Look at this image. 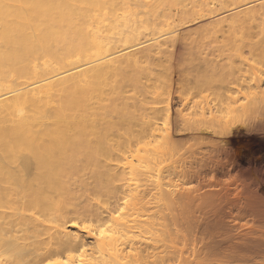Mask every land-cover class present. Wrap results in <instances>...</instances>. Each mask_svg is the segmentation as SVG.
Instances as JSON below:
<instances>
[{
  "label": "bare ground",
  "instance_id": "6f19581e",
  "mask_svg": "<svg viewBox=\"0 0 264 264\" xmlns=\"http://www.w3.org/2000/svg\"><path fill=\"white\" fill-rule=\"evenodd\" d=\"M257 1L0 0V264L55 258L66 264H264V241L256 243L255 236L234 243L223 238L203 257L193 255L197 238L177 234L185 217L172 211L192 199L177 197L182 186L175 193L174 186L165 189V176L185 184L191 176L177 166L162 173L165 155L176 149L173 132H197L222 139L213 145L219 157L210 156L204 166L229 173L258 154L256 170L230 180L264 182V152L234 135L237 121L264 112V1L228 17L231 27L248 30L251 38L247 34L243 44L255 63L232 51L226 63L228 44L226 54L223 42L207 40L213 23L169 35L194 19ZM142 39L153 40L142 54L116 55ZM176 41L184 48L208 45L212 53L190 58L201 59L209 75L187 80L179 74L189 85L177 94L179 110L173 113L165 87L172 81L168 63ZM243 44L234 46L236 52ZM147 60L160 69L140 72ZM215 77L226 84L195 101ZM148 82L162 91H150ZM148 185L157 191L152 197ZM151 203L164 208L154 210Z\"/></svg>",
  "mask_w": 264,
  "mask_h": 264
},
{
  "label": "rangeland",
  "instance_id": "374dc122",
  "mask_svg": "<svg viewBox=\"0 0 264 264\" xmlns=\"http://www.w3.org/2000/svg\"><path fill=\"white\" fill-rule=\"evenodd\" d=\"M262 1H264V0H262ZM262 1L246 3V4H243L241 6H236L233 9L228 10V11L213 12L207 18L194 19L187 26H180V25L177 26L175 29H173L169 32L170 33L169 35L177 34V37H179L180 35L186 34L190 31L192 33H196L204 25H206L208 23H213L214 25H212V27H213L212 29H213L214 33H213L211 38L207 39L209 41H212L211 45H214V43L216 44L217 42L219 44L223 42V45H222L223 46L222 48L224 49L223 52H225L226 54L229 53L228 55L230 57L232 54L230 55V52H228V51H232L233 55L237 54L238 58H239V54L240 55L243 54L245 57H247L249 54L247 51L248 49L246 48V46H244L243 43L249 41V38L247 37L248 30L247 29L245 30L242 27H238V26L231 27L228 17L231 16L232 14L236 13V12L242 11L246 8L253 6V5H257ZM222 20H224V21H222ZM251 30H253V29L251 28ZM248 36L250 37V34H248ZM256 38L254 40H256ZM152 42H153V40H150V39L149 40L148 39H142L134 47L124 48L120 52H118L116 55L123 54L126 52L135 53V55H140L143 53L145 48L148 47V45L151 44ZM224 42H226L228 44V45L225 44V46L227 45L226 47L224 46ZM242 44H243V48L240 47V50H237V52L239 51L237 53L235 49H238V48L237 47L235 48L234 46L235 45L236 46H242ZM224 47L227 48L228 53L226 52V49ZM210 49L211 48L208 45L204 46V48H203V46L200 48H197V47L184 48L183 46L179 45L178 42L176 41V44H175L174 48L172 49L173 52H172V56H171V61L168 63L170 69L173 71L172 81H169V83H168L169 85L168 86L166 85V87H165L167 90L170 91L171 95H169V99L172 97L171 103L169 104V106H170V110L173 113L176 110H179V102L177 99V94L182 93L185 90V88L189 85L188 83L182 81V79H181L182 77H180L179 74H181L183 72L185 73V75L187 74L186 75L187 80L193 79L194 76L198 77L199 75L200 76L209 75L210 71L207 69H204L203 63H201L199 61L201 59L198 60V58H197V60L192 61V60H190V58H196L197 55H199L198 57H200V54L197 53L198 51H201L205 57L206 52ZM233 50L235 51V54H234ZM215 51L216 50L214 49V52ZM221 51H219V52H221ZM190 52H192V53H190ZM207 53H212V51L210 50V52L208 51ZM215 53H218V51ZM185 54H187L188 56ZM228 55L225 56V54H223L220 58H223V56H225L224 59H226L228 57ZM185 56L188 57V59H186ZM208 56H210V55H208ZM237 56H235V57L233 56V57L236 59ZM244 56L243 57L241 56V57L243 59H245ZM248 57H251V56H248ZM247 58L245 61L249 60L250 62L249 61L245 62L243 59L242 60L244 61V63L250 64L253 61V59H250V58L247 59ZM158 59H159V61H165L162 56H159V58H157V60ZM184 59H186V62L183 61ZM224 59L222 61H225ZM232 60H233L232 57H231V60L228 57V61L226 60V63H230V61H232ZM184 62L185 63L188 62L189 67L187 64H186L187 66L185 67ZM234 62H235L234 64H236V65H239L241 63V62L239 63V60L238 61L236 60ZM253 63H255V62L253 61ZM194 66H195V68H192ZM184 67H185V69H184ZM187 67L189 70L187 69ZM139 69H140V72L152 74V73H156L155 69L157 70L160 68L155 66V63L153 60H147L144 63L140 64ZM216 73H217V71H216ZM223 84H226V81H224V83H223L222 79L215 77L213 82H212L211 89L210 90L208 89V91H206V90L203 91L200 95L196 96L194 98V100L195 101L196 100L201 101V100L205 99L204 96L207 94H210V91L213 88H215L216 86H219V85H223ZM149 85H151V88L149 90L152 92L155 90L156 91H162L161 88H159V87L157 88V86L152 85V83H149ZM207 96H209V95H207ZM207 96H206V98H207ZM162 97L164 98L166 96L164 95ZM209 97H211V94ZM209 97H208V99H209ZM239 103H240V100H239ZM164 105L165 104H163V106ZM176 105H178V108ZM174 108H175V111L173 110ZM257 115H258V117L254 120L253 119L252 120L251 119H245L244 122L247 120V122H245V123L243 122V120L237 121V122H239L238 124H241V127L238 126V127H240V129L238 131H235L234 135L237 136V138H240L243 140H249L254 146V148H253L254 151L256 150V152H257L258 150H262L264 152V112H262L261 115H259V114H257ZM229 116L232 117L231 115H227V118H230ZM259 118H261V119H259ZM249 120H251V121H249ZM178 133H180V134H178ZM183 136H184V138H182ZM205 137L206 136L201 135L197 132H182V133L181 132H177V133L173 132L172 139H173V141H175L177 143V145L175 147L176 149H174V152L166 154L165 155L166 157L164 156L166 161L163 162L164 165H162L163 169H165L164 172L162 171V173L167 174V172H170L168 170V168L171 170L172 167L177 166L176 167L177 169L179 168L181 170V168H182V171L189 173V176L192 177V178L189 177L188 178L189 180L188 179L186 180L188 182L185 184V181H180V180H179L180 182L177 180L176 181L172 180V182H170L172 179L171 177L173 175L170 174V175L165 176L166 174H163V176L166 177L165 178L166 180L163 179V181L165 180L166 183L168 184L167 185L168 187H166L164 185L166 188L164 186H163V188L170 190L171 187L173 188V186H174L175 190L171 189L174 193L178 192L182 188V190H184V191L181 190V191H179V193H176L177 197H179L180 196L179 194H181V196L179 198L184 197V196H189L192 199L191 204H190V202L188 204L186 203L187 205L185 208L182 209L180 207H177L176 210H172V211H174V213H175L179 209L180 211H178V212L181 213L182 216L184 215V217H185V219L181 220V222L179 223V226L181 228V232H180L181 234L179 232L177 234L180 236V235H182V232H184V234H186L185 232H187L189 234L187 237H191V239L197 238V240L195 242H193L194 244L192 245L193 247L195 245H197L194 247L196 249H193V251H195V252H193V255L195 253L197 255V257H203L205 255V253H203V252H205V250H207V248H209V246H213L215 244H218V242L220 243V241L223 238H226V239L228 238V241L230 243L243 241V240L248 239L249 237H252V236L258 237V240L255 241L256 243L261 242V240L264 241V190L261 189V187L264 186V182H261L259 184L247 185V183H244V182H240V181L234 182V181L230 180L232 177H234L235 175H239L241 172H244L247 170H256L260 166V163H261L260 160L261 159L259 158L258 154H255L252 158H248L247 163H245L244 165H242L238 169L230 170L229 173H221L219 171L214 172L213 170L207 168V166H204V164H205V162L208 163L207 160H209L210 156H212L210 158H213L215 160L219 157L218 155L213 154V147H214L213 145L215 143H218V141H221L222 139L219 137H209V136H207L206 138ZM178 164H179V166H178ZM186 166H188V167H186ZM150 170H149V173H152V174H150V176H153L152 179L151 178L150 179L153 180L154 174H155L154 172H156V168L154 169V167H153V168H150ZM207 170H208V172H207ZM236 170L238 171V174L237 173L235 174ZM206 172H207V175L209 173V175H208L209 178L207 177V175H205ZM193 173H194V175H192ZM201 174H202V176H201ZM147 175L149 176V174H147ZM203 175H204V180H203ZM199 176H201L202 178ZM192 179H194V180H192ZM165 181L163 182L164 184H166ZM173 181H174V183H173ZM200 181H201V183H200ZM175 182L176 183L179 182V183L176 184ZM182 182L185 185H183ZM202 182H205V183H202ZM180 183H181V185H180ZM201 184H203V185H201ZM209 184L212 187L208 186ZM170 185H172V186H170ZM200 185L202 186V188ZM175 186H176V188H175ZM177 186H182V187L181 188L178 187V189H177ZM147 187H149V185ZM147 187H145V189H147L146 191H148ZM151 187H152V185L149 187V191L151 192L150 194L152 197V195L155 194L154 192H157V191L155 189L153 192L150 189H154V188H151ZM197 188L200 191H198ZM203 190H204V193H203ZM185 191H187L188 195L186 194ZM184 192H185V194H184ZM194 194H196V195H194ZM193 196L197 201H195ZM195 196L198 198H196ZM198 199H199V201H201L200 199H202V201L199 202ZM196 202H198V203H196ZM207 202H208V204H207ZM200 203H203V204H200ZM159 204H161V205L159 206ZM159 204L158 203L157 204L151 203L150 206H153L154 210L156 208L159 210L164 208V206H162V203H159ZM199 204L201 206H199ZM190 207H192V208H190ZM201 208H203V209H201ZM189 209L191 211L193 209V211L189 212L190 211ZM163 210H164V213L168 212V210H166V209H163ZM186 211H187V213H186ZM169 213H170V211H169ZM202 213H204L203 216H200L199 214L202 215ZM234 214H235V216H234ZM201 217H202V219H201ZM199 219H200V221H199ZM232 220H234V221H232ZM170 227H171V229H173V232L176 230V227L174 225H173L174 228L172 227V225H170ZM189 227H191L190 230H189ZM190 231H191V233H190ZM90 240L91 239H89V241ZM177 240H179V239H177ZM196 242H197V244H195ZM201 251H202V253H201ZM196 255L194 258H196ZM192 258L190 255L189 259L192 260Z\"/></svg>",
  "mask_w": 264,
  "mask_h": 264
},
{
  "label": "snow or ice",
  "instance_id": "6c2138e0",
  "mask_svg": "<svg viewBox=\"0 0 264 264\" xmlns=\"http://www.w3.org/2000/svg\"><path fill=\"white\" fill-rule=\"evenodd\" d=\"M125 203H128V201H125ZM121 211H123V209H121ZM106 227H110V226H106ZM85 228L86 229H91V226L86 224L85 225ZM99 231H100V235L101 236L106 235V232H105V228L104 227H100L99 228ZM93 234H95V233H93ZM47 264H66V261L61 260L59 258H55V259L48 260Z\"/></svg>",
  "mask_w": 264,
  "mask_h": 264
}]
</instances>
